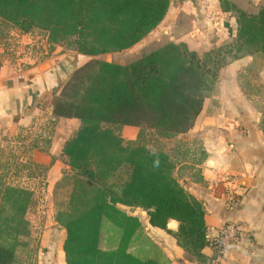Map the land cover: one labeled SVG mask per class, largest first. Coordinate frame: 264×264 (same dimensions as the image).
I'll use <instances>...</instances> for the list:
<instances>
[{"label": "trees", "instance_id": "trees-1", "mask_svg": "<svg viewBox=\"0 0 264 264\" xmlns=\"http://www.w3.org/2000/svg\"><path fill=\"white\" fill-rule=\"evenodd\" d=\"M169 3L0 0V23L22 34L45 31L50 42L71 40L74 51L95 57L140 42L162 22ZM219 3L236 19V49L227 52L238 54L232 61L257 53L264 57V5L251 15L228 0ZM219 70L202 63L185 44L170 43L128 66L92 60L71 73L52 103L54 121L80 122L63 147L73 173L62 223L65 264H158L149 256L152 244L138 218L119 205L142 209L148 223L162 230L169 220L176 221L172 236L178 247L206 264L205 210L179 184L174 162L162 151L124 144L104 126L152 129L166 139L184 134L193 127ZM30 203L29 191L0 181V264L16 261L20 238L28 232Z\"/></svg>", "mask_w": 264, "mask_h": 264}, {"label": "crops", "instance_id": "crops-1", "mask_svg": "<svg viewBox=\"0 0 264 264\" xmlns=\"http://www.w3.org/2000/svg\"><path fill=\"white\" fill-rule=\"evenodd\" d=\"M228 1L244 11L253 8L246 5V0ZM169 2L167 14L154 30H161L164 26L167 28L165 32L174 29L181 35L173 41L174 44L183 43L198 54L205 44L214 42L218 45L235 38L236 19L231 12L221 9L219 0ZM154 30L126 50L139 46ZM106 55L111 54L100 56ZM84 57L87 56L66 52L55 57L52 63H33L24 69L19 62L14 64L15 60L0 58V144L12 141L18 144L17 149L23 146L17 153L19 156L28 150L34 164L47 168L49 187L61 181L63 169L70 171L67 162L62 161L65 158L63 147L80 127L77 119L59 118L54 121L52 103L70 77L73 61L76 63ZM64 60L63 68L60 62ZM251 62L252 56H246L222 68L214 95L204 100L193 127L177 135L178 139H194L201 146L199 159L191 166L187 162L180 163L175 177L186 192L203 204L206 234L213 236L225 223L241 226L238 242L226 253L221 264H264V102L261 108L239 80V74ZM261 76L264 77V71ZM46 118L53 122V129L47 136L38 132ZM27 129L38 134L24 141L20 133ZM122 129L134 140L136 127L123 126ZM194 156L189 154L188 159ZM223 175L234 176L237 184L221 181ZM233 195L238 198L235 208L229 206ZM117 208L136 218L138 212L143 211L135 208L136 211L129 213L124 208L131 207L119 205ZM144 216L138 220L143 235L152 244L149 255L152 259L158 264H200L176 244L172 236L178 228L176 221L169 220L167 230H162L148 223L145 212ZM202 254L207 262L211 250L205 247Z\"/></svg>", "mask_w": 264, "mask_h": 264}, {"label": "rangeland", "instance_id": "rangeland-1", "mask_svg": "<svg viewBox=\"0 0 264 264\" xmlns=\"http://www.w3.org/2000/svg\"><path fill=\"white\" fill-rule=\"evenodd\" d=\"M246 5L253 8H248L249 11L239 9L247 14L254 15L264 5V0H246ZM233 16H235L234 13ZM11 26V24L6 25L0 23V58L9 61L15 60L14 64L19 62L20 67L23 69L31 67L33 63L35 65L45 64L47 62L52 63L56 60L54 59L55 57H59L66 52L76 53L72 49L71 40L50 42L48 33L45 31L36 29L29 34H22ZM165 29L167 28L164 26L161 30H154L147 40L132 50L110 53L111 55L106 56L99 55L100 57L87 56L76 63L79 65L78 67H81L92 60H97L120 66H128L145 55L173 43L174 40L181 37L174 29H168L166 32ZM219 35V33L216 34L217 37ZM203 38L205 39V37ZM235 43L236 40L234 38L232 41L227 43L222 42L218 45L214 44V42L205 44L200 48V52L197 55L202 63L208 65L210 69L221 70L232 62L233 59L231 56L237 54H235L234 49L231 55L227 53L230 48L236 49ZM76 63L73 61L71 64L70 75L77 69ZM53 64L55 66V63ZM60 65L64 68L65 60L60 62ZM263 71L264 57L257 53L252 55L251 64L245 71L239 74V80L246 89L247 94L252 100L257 101L259 103L258 105H261V108H263L264 102V77L261 76V72ZM219 72L216 81L209 84L210 91L207 90L205 93L207 99H211L214 95V88L218 82ZM52 118L54 119L53 115ZM46 119L40 128H38V132L45 136L53 129V125H51L53 123L52 120ZM104 127L111 129L116 136L121 137L124 144L133 143V146H144L152 152L162 151L166 153L175 164L174 176L176 167L180 163L187 162L191 166L200 157L201 146L194 139H178L177 136L166 139L161 137L155 130L137 128V133L133 136L134 140H131V137L123 132V127L113 125H105ZM35 134L38 133L36 131L34 132L33 129H27L21 132L20 136L25 141L28 138H32ZM17 147L18 144L12 141L0 144V181L31 193L30 207L27 208L25 213V219L28 222V232L20 238L21 244L17 249V258L14 264H65L63 254L65 229L62 223H64V217L68 214L66 200L73 173L63 169L61 181L57 182L53 187H49L47 168L34 164L28 155V150H24L25 155L19 156L17 153L21 152L23 146L20 149H17ZM189 154L195 156L188 159ZM66 159V157L64 159L62 158V161L66 162ZM124 209L129 213L136 211L135 208ZM9 212L11 211L9 210ZM138 215L139 219L141 215L145 217L144 211H139ZM58 217L63 220L60 221Z\"/></svg>", "mask_w": 264, "mask_h": 264}, {"label": "built area", "instance_id": "built-area-1", "mask_svg": "<svg viewBox=\"0 0 264 264\" xmlns=\"http://www.w3.org/2000/svg\"><path fill=\"white\" fill-rule=\"evenodd\" d=\"M221 181L229 184H237V179L232 175H223ZM238 198L233 195L229 201V206L235 208ZM242 229L238 223H225L215 231L213 236L206 234L207 246L211 250V256L206 264H221L226 253L238 242Z\"/></svg>", "mask_w": 264, "mask_h": 264}]
</instances>
